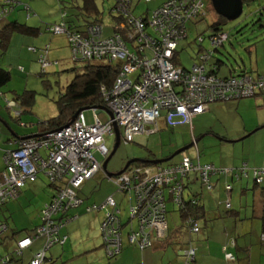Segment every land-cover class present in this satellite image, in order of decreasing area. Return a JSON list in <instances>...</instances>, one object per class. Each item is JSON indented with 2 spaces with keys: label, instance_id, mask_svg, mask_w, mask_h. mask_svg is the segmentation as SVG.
I'll use <instances>...</instances> for the list:
<instances>
[{
  "label": "built area",
  "instance_id": "1",
  "mask_svg": "<svg viewBox=\"0 0 264 264\" xmlns=\"http://www.w3.org/2000/svg\"><path fill=\"white\" fill-rule=\"evenodd\" d=\"M131 1L116 0L115 15L122 14L125 18L115 22L119 32L107 38L102 37L103 29L99 26L89 28V37L67 32L64 23L47 28L52 34L68 37L74 62L105 59L120 62L121 70L113 86L102 89L105 108L112 112L113 119L103 123L99 120L101 111L91 108L93 124H88L85 112H81L70 126L46 132L39 138L21 140L16 150L6 152L3 157L5 169L0 174V204L17 199L20 190L28 182L35 181L39 172H44L52 181L67 179L68 186L60 189L41 211L43 222L37 228L41 236L52 238L57 235L59 227L53 218L60 212L81 206L82 201L75 190L102 169L104 162H100L95 155L98 154L104 161L108 158L110 151L104 137L114 134V124L124 141L133 143L135 137L157 131L161 120L167 127L175 128L191 124L192 119L204 114L211 103L264 96L263 77L248 73L227 78L215 75L207 64L208 54L212 51L200 54L191 70L174 65L178 41L186 37L183 24L205 15V0H168L144 19L130 13ZM2 2L6 9L0 12V18L13 6L20 5L18 0ZM145 2L150 3V0ZM209 40L212 48H219L227 40V35L221 34ZM39 62L45 71L59 64L48 60L44 52ZM8 104L10 108L16 106L13 102ZM150 126H154V130L150 131ZM41 151H45L46 155ZM191 171L200 172L203 183L210 189L211 176L231 173L212 165L194 166L183 154L181 165L134 168L117 176L119 190L135 195L130 218L137 219L138 228L127 235L130 245L145 250L153 247L155 239L163 238L167 230L165 192L168 190L171 200L179 204L183 197L180 180ZM255 175L261 181L264 169L256 170ZM226 189L229 191L231 187L228 185ZM98 210L106 211L101 225L106 252L109 257L116 256L122 250V226L118 217L121 210L112 197L100 206L87 209L88 212ZM192 231L197 233L198 229L192 228ZM31 244L30 238H24L19 241V248L25 249ZM44 256V252L38 253L31 264H42ZM194 256V249L186 250L185 264H191ZM227 257L232 259V255Z\"/></svg>",
  "mask_w": 264,
  "mask_h": 264
},
{
  "label": "rangeland",
  "instance_id": "2",
  "mask_svg": "<svg viewBox=\"0 0 264 264\" xmlns=\"http://www.w3.org/2000/svg\"><path fill=\"white\" fill-rule=\"evenodd\" d=\"M51 1L23 0V5H31L29 7L33 10L30 17L28 12L24 10V14L30 19L27 21H37L43 31L38 36L15 35V38L32 39L36 44L22 45V42L13 41L7 52L8 54H0V64L12 74L11 81L0 90V128H2V134H0V170H3L5 166L3 159L5 149L12 147L8 141L16 139L13 134H10L11 129L8 125L10 124L12 130L21 138L23 135L36 131L42 122L56 117L58 115L56 101L74 78V73L70 70L75 68L81 71L83 66V62L72 61L68 47L63 46L61 49L52 47L53 50H50V61L59 60L60 65L58 64L57 67L51 66L43 74L37 57L32 54L35 52L30 51L32 52L30 53L28 51L29 46L41 48L50 42L51 35L44 33V25L57 23L60 9L58 0H53L55 1L54 5ZM62 1L65 2V0ZM77 1L80 3L82 0ZM95 1L101 14L99 17L103 20L105 35H110L111 19L109 11L115 5V0ZM138 1L135 0L133 13L136 16H145L147 9L151 12L155 9L153 6L155 3L164 0H152L153 3L151 4H146L145 0H140V3ZM71 2L72 0H66L64 6L67 7L70 13H74L69 9ZM215 19L216 16L210 12L205 19L188 26V38L178 42V65L180 67L191 70L198 61V56L201 52L204 54L205 52L213 51L208 37L213 34L210 27L215 22ZM263 25L264 0L244 4L242 15L238 19L227 21L222 27L223 33L229 35V40L225 42L224 47L219 48L218 52L213 53V57L209 61V69H212V64L219 60L223 63L218 72V76L221 78L237 75L240 72H254L256 56L253 50L257 47L260 50L259 53L264 54V47H262V42L264 41ZM198 37L204 38L202 48L199 47ZM22 50L26 53H23ZM1 52L3 51L0 48ZM147 52L152 56L150 51ZM37 53H39V50ZM19 67H26L27 70L25 68L26 71L22 72ZM26 91L35 93L33 111L22 115L16 121V111L15 109H8L7 102L15 99V93L21 95ZM240 104L241 106L239 107ZM213 105H217L219 109H215V111L209 112L203 117H194L192 125L182 124L175 128L160 129L157 132L141 134L135 137L133 143H126L121 134V144L108 163L106 171L111 174H117L130 159L159 160L168 158L177 150L196 142V140L198 142L185 152L187 157L196 165L200 161L201 165L212 164L218 167L223 165L222 163L226 160L231 161L235 158L241 160V157H244L242 159H245V162H256L264 166V125L260 126L258 124L259 122H264V105L258 104L255 98L221 102ZM85 117L88 124L94 123L93 111H85ZM99 120L107 123L109 121L108 114L101 112ZM246 124H248L247 127L253 128H247V132H243ZM254 125L256 126L254 127ZM255 130L258 131L243 139ZM238 135L242 136L235 139L234 136ZM104 140L107 149L111 153L116 141L115 134L105 135ZM198 155L200 156L199 161ZM95 156L100 162H105L104 158H101L98 154ZM182 156L178 155L163 165L179 163ZM106 171L102 170L97 173L96 177L87 181L78 191L80 197L86 201L81 210L77 209L70 212V215H76L79 218L70 222L62 231L63 235L69 236V241L65 247L61 245L52 247L47 252L45 264H137V254H130L123 261L120 257L109 259L105 248H103V239L100 232L101 218L99 217L98 220L93 219L96 216L94 212H85L88 204H98L97 206H100L107 197L114 196L121 209V219L126 221L129 218L131 206L135 205V195L131 193L123 194L114 180L110 181L107 178ZM194 174L195 172H192L190 175L194 176ZM238 184L240 183L236 182L234 185L233 201L237 211L241 213V218L245 219L247 210H249L251 217L260 188H255L252 174L247 191H245L246 185L243 190H240L237 187ZM191 189V191L186 189L184 192L185 199L189 198L188 195L190 193L192 195L201 194L204 197V201L215 205L216 209L221 208L223 213L226 212L223 209L224 207H220V203L224 201L221 200L220 191L208 190L207 185L203 183L201 178L192 184ZM52 190L53 188L45 174L40 173L36 182H28L25 185L17 200H12L5 206H0V219L8 225L7 233L0 238V257L11 256L15 262L17 261L12 264H29L32 257L30 252H26L22 258L14 253L17 241L26 234L35 236L34 230L41 221V211L45 204L49 202L48 199ZM224 194L226 195V193ZM166 203L168 222L171 228H180L183 223L179 215V207L167 193ZM80 212L83 213L80 214ZM219 222L222 223L223 221ZM133 224L137 227V219L133 220ZM206 224L207 222L200 221L198 225L203 231ZM129 230L130 226L125 228V237ZM195 236L193 239L196 241ZM44 243L45 238L41 237L36 240L35 245L40 247ZM124 243L126 244V238H124ZM195 244L197 245L198 242ZM175 246L172 245V250H174ZM64 248L71 249L74 252L77 251V256L72 258L68 253L64 254ZM138 252L141 253L140 251ZM169 258L171 257L167 259ZM174 258L175 254H172V262ZM214 258V256H208L205 259L199 258L196 264H217L216 258Z\"/></svg>",
  "mask_w": 264,
  "mask_h": 264
},
{
  "label": "trees",
  "instance_id": "3",
  "mask_svg": "<svg viewBox=\"0 0 264 264\" xmlns=\"http://www.w3.org/2000/svg\"><path fill=\"white\" fill-rule=\"evenodd\" d=\"M256 1L257 0H243V3L246 4V3H250V2H256ZM131 3H132V1H131ZM116 4H117V2L115 0V5L109 11L110 12L109 17L111 19V25L109 27V31L111 32L110 35L109 34L105 35V28H104L103 23H102L103 20L100 19V17H99L101 14L99 13V10L97 8L95 0H82L81 6H77V3L74 4L73 2H71V7L69 9L75 10L76 11L75 14L68 17L67 12L63 10L64 13H62V21L60 23H56V24L64 23L65 27L67 29V32H70L72 34H82L84 37H89L88 36L89 28L94 27V26H99L100 28L103 29L102 37L107 38V37L114 35L116 32L117 33L119 32V30L117 31V29L115 28V22L119 18H125L122 14L118 15V16H117V14L115 15L114 9L116 8ZM17 6L23 8V10L28 12L29 17L31 16V9L28 5H25V4L24 5H16V6H13L9 10V13L3 15L0 18V24H2L12 14V12L15 8H18ZM205 8H206L205 9V15H199L196 18L190 19L183 24L184 28H185L186 37L182 40H185L188 38V34H187L188 26L192 23H197V22L205 19L210 12H212L216 16V19H215V22L210 27L213 31V34H211L208 38L210 39L212 37H218L221 34H225V35H227V40H229V35L226 33H223V31H222V27L229 20L223 18L222 16H220L215 11V9L212 5V0H205ZM5 9H6V5H4L2 0H0V12L5 10ZM27 9H29V10H27ZM130 13H132L131 9H130ZM72 17H74L75 19H72ZM141 18L144 19L145 17H141ZM51 25H54V24H51ZM263 27H264V25H263ZM46 31H47V29H46ZM39 33H40V31L38 28L30 27L26 24H21L17 21L8 23L7 25H5L0 30V48H1V51H3L0 54L2 55L4 53L8 52L12 38L15 35L20 34V35H24V36H38ZM49 33H51V32H49ZM198 42H199V47L202 48V43L204 42V38L198 37ZM225 42H224V44H225ZM224 44L221 47H224ZM219 48L218 47L213 48L212 53L208 54L209 55V60L207 62L208 68H210L209 61L213 57V53L218 52ZM29 51L37 52L38 50L35 47H30ZM202 53L203 52H201L200 54H202ZM178 58L179 57H178V44H177V49L175 51V57H174L173 63L177 67H180L178 65ZM198 60H199V56H198ZM82 62H83V66L81 67V71H78L75 68L70 70L71 72L74 73V78L65 87L64 92L61 93V95L59 96V99L56 101V105L58 108V115L52 119H49L46 122H42L40 124L39 128L35 132L30 133L28 135H23V137L20 138V140H18L17 142L15 140L16 145L14 147L12 146L11 149H5L4 155L8 151L16 150L19 147L21 140H25L28 138H39L43 135V133L52 132V131H55V130H58L60 128L65 127L68 124V122L71 120V118L79 110H85L87 108L105 107L106 100L102 94V89H103V87L110 89L113 86L115 79L117 78V76L120 73L121 63L120 62H114V61L109 62L108 60L97 59V58H93L91 60H86V61H82ZM40 65H41V63H40ZM222 65H223V63L219 60H217L214 64H212L211 68H212V70H214L213 73L215 75H218V72H219L220 67ZM54 67H57V65ZM41 68L43 71L42 73L45 74L46 71L43 69L42 65H41ZM180 68H182V67H180ZM182 69L186 70L185 68H182ZM186 71H188V70H186ZM245 73H247V72H240L237 75H232V77L239 76V75L245 74ZM248 74H251V73H248ZM253 76L254 77H262L260 75L259 76L253 75ZM11 78H12L11 72L8 71L7 69H5L0 64V90L2 87L6 86L11 81ZM259 96H263V95H259ZM255 97H257V96L250 97V98H242V99H237V100H232V101H241V100L251 99V98L253 99ZM11 102H13L16 106L13 108H10L8 106L9 105L8 104L9 101H8L7 107H8V109H15V111H16L15 112L16 113L15 120L18 121V118H20L22 115H25L26 113H30L33 111V106L35 104V93L33 91H26L21 95L15 93V99L12 100ZM225 102H229V101H225ZM1 119L5 123H7L3 118H1ZM8 126H10V125H8ZM14 135H16V137H18V135L15 132H14ZM13 141H14V139L13 140L11 139L8 142H13ZM41 152H44V154L46 155L45 151H41ZM4 155H3V157H4ZM152 160H154V159L145 160V161H147V163H145V164H143V163L132 164L128 167V169L126 171L132 170L134 168L136 169V168H141V167L148 168V167H153V166H159V165L151 164L150 162ZM182 161H183V156H182L181 161L177 164H168V165L161 164V166H164V167L178 166V165H181ZM198 161H199V159H198ZM199 162L197 165H201ZM197 165L194 164V166H197ZM205 165H212V164H205ZM202 166H204V165H202ZM212 166H214V165H212ZM215 168H217V167H215ZM4 169H5V166H4ZM4 169L0 172V174L4 171ZM217 169H219V168H217ZM260 169H264V166L259 167V168H249L248 166H246L245 168L239 167V168H236L235 170H232L231 173H229L228 175H230V177L234 178V180L236 182H238V181L242 180L244 177H247L249 172H251L253 180H254L255 188H257V187L260 188V193L263 197V215L261 217V221H262V231L264 234V176L262 177V180L259 181L257 176L255 175V171L260 170ZM102 170L103 169H101L100 171H102ZM221 170H223V169H221ZM192 172H195V174H197L199 176V178H201V173L197 172V171H191L188 174H186L184 177H182L180 182H181L182 187H183V192L185 189L184 179L187 178ZM40 173L45 174L44 172H39L36 180L31 182V183H34L37 181ZM215 175H224V174H215ZM45 177H47L46 174H45ZM107 177H108V175H107ZM116 178L117 177H112V178L108 177V179L110 181L114 180L115 183H116ZM47 179L49 180L50 185L54 190V195L52 196V198L57 194V192L60 189L66 188L68 186L67 179H63L61 181H52L48 177H47ZM201 180H202V178H201ZM82 186L79 189L75 190L77 197L82 201L81 206H79L78 208H71V209H69L63 213L60 212L53 218L55 225L59 227L57 235L53 236L52 238H47L46 236H41L37 233V228H39L43 222L42 218H41L39 225L34 230L36 233L35 236H31L29 234H26L25 236L19 238V240L17 241V246H16V249L14 251L16 256L22 258L23 255L25 254L26 250L31 249L35 246L37 239L44 237L45 243L42 246H40L39 249L35 251V253L31 254L32 257H31L29 264L32 263V261L34 260L36 255L40 252L45 253L44 259L42 261V264H45L47 261V252L52 247H54L55 245L64 246L67 243L68 236L62 235L61 232L70 222H72L73 220H75L79 217L76 215H70V212L73 210H77L79 208H82L84 205V199H82L78 194V191L82 188ZM229 186L231 187V190H229V191L227 189L226 190L230 193L232 191V186H231V184H229ZM22 190L23 189L20 190L19 197L22 193ZM165 193H167L169 195L168 190H166ZM52 198H51V200H52ZM17 199H14V200H17ZM51 200H49V202ZM10 201H12V200H8V201L0 204V206H5ZM117 205L119 207L118 203H117ZM166 205H167V203H166ZM177 205L179 207L178 211H179V215H180V218L182 220V223H183V227H185V229H187V231H190L191 233H195L192 231V228H197L198 232L195 234H199L201 231V228L198 225L199 222L200 221L207 222L206 221V211H205L203 204L201 203L200 195H196L192 199H185L184 193H183L182 200ZM226 205H227V203H226ZM92 206H94V205H90V206L87 205L85 208V212L86 213L94 212V211H90V212L87 211V209L92 207ZM231 208H232L231 205L229 207H227L228 214L233 213V211H231ZM167 213H168V211H167ZM118 217H119L120 222H121L122 236H123V231L125 229L124 226L133 223V220L129 219L128 221L126 220L127 222L123 221L121 219V214ZM103 220H104V218L102 219V222H103ZM102 222H101V225H102ZM0 225L2 226L0 228V238H2L5 236V234L8 231V225L5 221H2L1 219H0ZM136 228H138V225H137V227L132 228V230H134ZM100 232H101V236L103 239L101 227H100ZM24 238H30L32 240V244L30 246L26 247L25 249H20L19 248V241L23 240ZM262 240L264 242V235L262 236ZM122 244H123V242H122ZM235 244H236L235 240H231V241L229 240V243L224 247L225 259L227 261H231V262L237 261L236 256L228 252L229 247L235 246ZM131 246H133V245H131ZM134 247H136V246H134ZM103 248H105L104 239H103ZM122 248H123V246H122ZM136 248L139 249L138 247H136ZM188 249H194V248H188ZM188 249H186V250H188ZM105 251H106V249H105ZM106 254H107V252H106ZM119 254L116 256H113V257H109L108 254H107V256L109 257V259H113V258H116L117 256H119ZM227 255H232V259H229L227 257ZM195 261H196V250H195V256H194L191 264H194ZM14 262H15V260L13 258H11V256L0 257V264H12ZM184 264H185V261H184Z\"/></svg>",
  "mask_w": 264,
  "mask_h": 264
},
{
  "label": "crops",
  "instance_id": "4",
  "mask_svg": "<svg viewBox=\"0 0 264 264\" xmlns=\"http://www.w3.org/2000/svg\"><path fill=\"white\" fill-rule=\"evenodd\" d=\"M167 1L168 0H164V1H161L159 3H155L153 5L155 7V9H153L151 12L147 9L145 16H136L133 13L134 6H135V0H132V3H131L132 15L135 17H145V18L150 17L154 11L159 9ZM18 2L20 3V5H23V0H18ZM65 2H66V0H65ZM65 2H63L62 0H58V3H59L58 5H59L60 9H59L58 17H57L59 21L57 23H60L62 21V13H64V11L67 12L68 17L75 14V12H76L75 10H72V12H74V13H70L68 11L67 7L64 6ZM72 2L74 4L77 3V6H81V4H82V1L79 3L77 0H72ZM138 2L140 3L141 1L139 0ZM51 3L54 5L55 1L52 0ZM151 3H153L152 0H150V3L146 2V4H151ZM29 6L31 7V5H29ZM17 7L18 8H15L13 10L12 14L2 24H0V30L5 25H7L8 23L17 21L21 24H26L30 27L38 28L40 33H41V31H43V29H41L39 27L38 22L37 21H35V22L27 21L30 19L27 18L26 14H24L23 8H21L19 6H17ZM31 11H33V10L31 9ZM72 19H75V18L72 17ZM54 24H56V23H54ZM50 25L49 24L44 25V33L51 35L50 42L44 47H41V48L35 47L37 50H39V53H37V52L32 53L29 50L28 51L30 53L34 54L37 57V61L39 62V57L43 52L47 56L48 60H50V55H51L50 50H53L52 47L61 49L64 46V47H68L69 53H70L71 59H72V52L70 49L68 37L64 34H52V33L47 32L46 29ZM13 41L22 42V45H26V44H34L35 45L36 44V42H33L32 39L20 38V37L15 38V36L12 38L11 42L13 43ZM12 43H10V47H11ZM262 44H263L262 47H264V41L262 42ZM30 47H34V46H29L28 48H30ZM253 51H254L256 58H255V67L253 68L254 72H251V74L257 75V76L260 75V76L264 77V66L261 67V65H264V54L259 53L260 50L257 47ZM22 52L26 53L24 50H22ZM72 61H73V59H72ZM55 62L59 63V60H56ZM19 68L21 69L22 72H25L27 70L26 67H19ZM25 68H26V70H25ZM258 97H263V96L255 97V101L258 104L264 105V97L263 98H258ZM9 102H11V101H9ZM216 103H221V102H215V103L209 104L207 111L204 114L196 116V117H203L205 114L212 112V111H215V109H219L217 107V105H213ZM240 106H241V104L239 105V107ZM258 124L260 126H262V125H264V122H259ZM189 125H192V122ZM247 126H248V124H246L244 126L243 132H247V128H253V127H247ZM255 126L256 125H254V127ZM158 127L159 128L157 131H160V129H162V130L169 129V127L166 126V124L163 120L158 122ZM9 128L11 129L10 134H13V136L16 139H14L13 142H8V143L9 144L11 143L10 145L14 147L16 145L15 140L17 142L18 140H20V138L16 137V135H14V131L12 130L11 126H9ZM153 128H154V126H150V128H149L150 131L154 130ZM0 132H1L0 134H2V128H0ZM239 136H242V135L234 136V138L235 139L239 138ZM237 140H239V139H237ZM9 149H11V148H9ZM242 158H244V157H241L242 161L240 159H236V158L234 160H231V161L226 160L224 163H222L223 165L218 166V167H219V169H224L227 171H232V170H235L236 168H239V167L244 168V165L248 166L249 168L263 167V166H261L260 163H256V162L253 163L252 161H250L252 163H248V162H245V159H242ZM198 159H200L199 155H198ZM251 164H253V165H251ZM214 166L216 167V165H214ZM1 171L2 170H0V172ZM192 176L189 175L187 178L184 179V186H185L184 192L186 191V189L191 191L192 190L191 189L192 184H194L199 179V176L197 174H194L193 177ZM214 176H211V178H210L211 189L208 186L207 187H208V190H210V191H214V192H216V190L220 191L221 200H224L222 203H220V207H224L223 209L226 210L225 213H223L221 211V208L216 209L215 205H211L210 203L204 201V199H203L204 197L201 196V194L192 195V193H190V195H188V197H189L188 199H192L194 196L200 195L201 203L203 204L205 211H206L207 224L205 225L204 230L200 231L199 234H201V235L191 233L190 231H186L185 227H183V226H181L180 228H171V225L168 222V213H167V230H166L165 235L163 236V238L155 239L153 247L142 250V251L137 249L134 246H131L127 240L128 233L132 230V228H135L134 224L131 223V224L125 225L124 228H127L128 226H130V230L126 234V237H125L124 231H123V238H122L123 248H122L121 253L117 257H120V259L123 261L130 254H133V255L137 254V256H138L137 257V260H138L137 264H184V261H185L184 252H185V250L188 248H194L196 250V261L194 264H196V262L199 258L205 259L208 256L209 257L214 256L216 258V259L215 258L214 259L216 260L217 264H264V242L262 240V236L264 234L262 231V221H261V217L263 215V197H262L261 193L259 192L257 194V199L255 201L254 210L252 211L251 217L249 214V210H247V212L245 213V219H242L241 213L239 211H237V207L234 206V201H233V194L235 191L234 185H235L236 181L234 180V178L230 177V175H228V174L214 175ZM250 177H251V172H249L247 177H244L242 180L238 181L240 183L237 186L238 189L243 190L244 186L246 185L245 191H247V187H249ZM229 184H231V186H232V191L230 193L226 190V188ZM224 193H226V195ZM53 195H54V190H52L50 192L48 201L51 200ZM109 197H112L114 199V196H109ZM109 197H107L103 203H105V201ZM85 201L86 200L84 199V204H85ZM226 203L230 204L232 206V208H231V211H233L232 214H228ZM93 205L97 206L98 204H93ZM88 206H90V204H88ZM79 210H81V208H79ZM81 213H83V212H80V214ZM94 213L96 214V216L93 217V219L98 220L99 217L101 218L100 219V227H101V222H102V219L105 217L106 211L105 210H98V211H94ZM129 219H131L130 216L127 219V221ZM227 219L232 221V222L228 221ZM221 220L223 221L222 223L219 222ZM174 227H176V226L174 225ZM61 233L63 235V232H61ZM194 236L196 238V241L193 239ZM124 238H126V244L124 243ZM229 240L230 241L231 240L236 241L235 246H230L228 249L229 253L236 256V258H237L236 262L227 261L225 259L224 247L229 243ZM68 241H69V236H68L67 242ZM196 242H198L197 245L195 244ZM66 245H67V243L63 247H65ZM172 245H176L174 247V250H172ZM38 249H39V246L35 245L33 248L26 250L25 253L30 252L31 254H33ZM64 249H65L64 254L68 253V255L70 254L72 256V258L77 256V251L74 252L71 249H67V248H64ZM138 251H140L141 253H139ZM172 254H175V258H174L173 262H172ZM168 257H171V258L167 259Z\"/></svg>",
  "mask_w": 264,
  "mask_h": 264
},
{
  "label": "water",
  "instance_id": "5",
  "mask_svg": "<svg viewBox=\"0 0 264 264\" xmlns=\"http://www.w3.org/2000/svg\"><path fill=\"white\" fill-rule=\"evenodd\" d=\"M212 5L215 9V11L222 16L223 18L227 19V20H235L238 19L242 13H243V7H244V3L243 0H212ZM91 108H87L85 110H79L72 118L71 120L68 122V124L65 127L70 126L76 119V117L78 116L79 113L81 112H85L87 110H90ZM101 112H105L108 114L109 118L113 119V114L110 110H108L105 107H101V108H96ZM258 130H255L254 132L248 134L247 136H245L243 139L250 137L252 134L256 133ZM114 134H115V145L114 148L112 150V152L109 154L108 158L106 159V161L102 164V169L104 171H106L108 163L110 162V160L112 159V157L115 155V153L117 152L120 144H121V132L118 128V126L116 124H114ZM198 140H196V142L191 143L188 146H185L179 150H177L174 154H172L170 157L168 158H164V159H159V160H152L150 163L153 165H161V164H165L168 163L169 161H171L173 158H175L178 155H182L184 154L189 148H191L195 143H197ZM235 142V141H234ZM135 163H147V161L142 160V159H131L129 160L125 167L123 168V170H121L119 173L117 174H111L108 173L107 171V175L109 178L112 177H117L119 175H121L123 172H125L128 167L132 164Z\"/></svg>",
  "mask_w": 264,
  "mask_h": 264
},
{
  "label": "flooded vegetation",
  "instance_id": "6",
  "mask_svg": "<svg viewBox=\"0 0 264 264\" xmlns=\"http://www.w3.org/2000/svg\"><path fill=\"white\" fill-rule=\"evenodd\" d=\"M130 160H131V159H130ZM128 161H129V160H128ZM128 161H127V162H128Z\"/></svg>",
  "mask_w": 264,
  "mask_h": 264
}]
</instances>
